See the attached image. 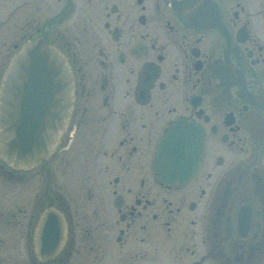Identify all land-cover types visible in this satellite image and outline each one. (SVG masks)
Segmentation results:
<instances>
[{
	"label": "flooded vegetation",
	"instance_id": "1",
	"mask_svg": "<svg viewBox=\"0 0 264 264\" xmlns=\"http://www.w3.org/2000/svg\"><path fill=\"white\" fill-rule=\"evenodd\" d=\"M45 31L74 109L48 161L0 159V264H264V0H0V77ZM180 124L204 162L164 182L156 151ZM56 167L84 201L58 196ZM50 209L57 251L36 248Z\"/></svg>",
	"mask_w": 264,
	"mask_h": 264
},
{
	"label": "water",
	"instance_id": "2",
	"mask_svg": "<svg viewBox=\"0 0 264 264\" xmlns=\"http://www.w3.org/2000/svg\"><path fill=\"white\" fill-rule=\"evenodd\" d=\"M4 70L0 83V157L15 169H28L48 159L62 139L73 107L74 76L66 57L48 43L46 35L23 44ZM260 105L264 108V94ZM192 130L180 127L179 137L170 130L172 139L166 138L158 150V162L162 166L167 159L173 181H186L198 167L197 155L190 153L200 151V142L196 143ZM39 227L38 237L44 238L48 247L62 248L67 226L61 213L46 211Z\"/></svg>",
	"mask_w": 264,
	"mask_h": 264
},
{
	"label": "rangeland",
	"instance_id": "3",
	"mask_svg": "<svg viewBox=\"0 0 264 264\" xmlns=\"http://www.w3.org/2000/svg\"><path fill=\"white\" fill-rule=\"evenodd\" d=\"M62 155L65 156V150L61 152ZM56 177H57V187H58V196L64 197L63 201H67V199L72 196L73 201L79 200L84 201L83 189L79 188H69L68 186V177L66 174V168L56 167ZM70 192V196L67 194ZM87 264V262H86Z\"/></svg>",
	"mask_w": 264,
	"mask_h": 264
}]
</instances>
